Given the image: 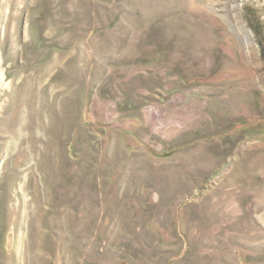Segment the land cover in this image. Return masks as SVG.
Returning <instances> with one entry per match:
<instances>
[{"label": "rangeland", "instance_id": "374dc122", "mask_svg": "<svg viewBox=\"0 0 264 264\" xmlns=\"http://www.w3.org/2000/svg\"><path fill=\"white\" fill-rule=\"evenodd\" d=\"M0 264H264V0H0Z\"/></svg>", "mask_w": 264, "mask_h": 264}, {"label": "bare ground", "instance_id": "6f19581e", "mask_svg": "<svg viewBox=\"0 0 264 264\" xmlns=\"http://www.w3.org/2000/svg\"><path fill=\"white\" fill-rule=\"evenodd\" d=\"M226 9L228 10V9H231V8H230V7H227ZM227 16H228V15H227Z\"/></svg>", "mask_w": 264, "mask_h": 264}]
</instances>
